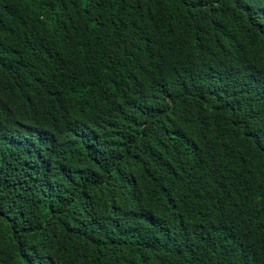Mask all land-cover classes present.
<instances>
[{
	"label": "trees",
	"instance_id": "16d2710c",
	"mask_svg": "<svg viewBox=\"0 0 264 264\" xmlns=\"http://www.w3.org/2000/svg\"><path fill=\"white\" fill-rule=\"evenodd\" d=\"M240 2L0 0V264H264Z\"/></svg>",
	"mask_w": 264,
	"mask_h": 264
},
{
	"label": "clouds",
	"instance_id": "9594fccd",
	"mask_svg": "<svg viewBox=\"0 0 264 264\" xmlns=\"http://www.w3.org/2000/svg\"><path fill=\"white\" fill-rule=\"evenodd\" d=\"M240 5L243 9L249 11L250 13H252L256 10L264 9V7L255 8L253 5L247 3L245 0H242V2H240ZM229 22H231V21L222 17L220 20H218V22H214L213 24L216 25V30H217L218 28L223 27L225 24H230Z\"/></svg>",
	"mask_w": 264,
	"mask_h": 264
}]
</instances>
